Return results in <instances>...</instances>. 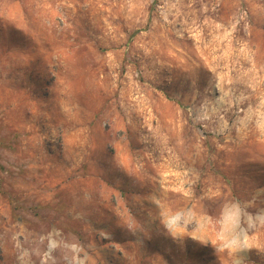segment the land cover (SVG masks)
Listing matches in <instances>:
<instances>
[{"label":"rangeland","instance_id":"rangeland-1","mask_svg":"<svg viewBox=\"0 0 264 264\" xmlns=\"http://www.w3.org/2000/svg\"><path fill=\"white\" fill-rule=\"evenodd\" d=\"M6 221L35 264H264V0H0V264Z\"/></svg>","mask_w":264,"mask_h":264},{"label":"crops","instance_id":"crops-1","mask_svg":"<svg viewBox=\"0 0 264 264\" xmlns=\"http://www.w3.org/2000/svg\"><path fill=\"white\" fill-rule=\"evenodd\" d=\"M6 222L5 234L1 240L2 263L35 264V259L40 261L48 258L59 259V257H54L51 253L53 240L39 236L37 231H31L25 224H17L16 227H10L11 224L9 225L8 221ZM66 239V234H63L61 240H54L61 242V245L65 248L64 244L68 242ZM68 239H70V236H68ZM63 252L62 257L64 260L71 257L70 252ZM63 264H65V261H63Z\"/></svg>","mask_w":264,"mask_h":264}]
</instances>
